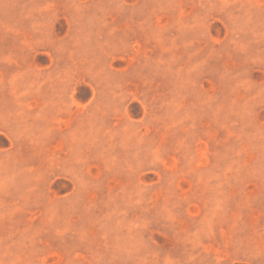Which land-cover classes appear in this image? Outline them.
<instances>
[{"label": "rangeland", "instance_id": "1", "mask_svg": "<svg viewBox=\"0 0 264 264\" xmlns=\"http://www.w3.org/2000/svg\"><path fill=\"white\" fill-rule=\"evenodd\" d=\"M0 264H264V0H0Z\"/></svg>", "mask_w": 264, "mask_h": 264}]
</instances>
